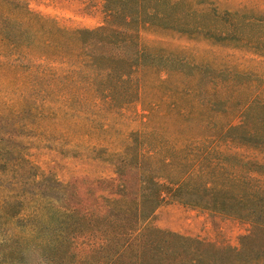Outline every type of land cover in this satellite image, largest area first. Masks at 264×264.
<instances>
[{
	"label": "rangeland",
	"instance_id": "374dc122",
	"mask_svg": "<svg viewBox=\"0 0 264 264\" xmlns=\"http://www.w3.org/2000/svg\"><path fill=\"white\" fill-rule=\"evenodd\" d=\"M24 2L64 26L105 23L103 0ZM140 38L206 66L191 96L194 102L157 103L170 90L191 86L177 72L166 80L161 71L147 68L141 74L143 102L115 107L81 86L62 84L61 71L49 70L61 74L43 79L40 72L48 67L40 64L29 74L0 66V264H46L57 242L64 249L57 262L62 264H264V258L240 259L242 236L251 229L247 221L209 210L194 198L181 199L170 177L174 172L158 160L171 148L163 157L144 160L141 169L136 157L141 151L134 142L189 140L194 148L218 138L229 120L222 111L234 100V89L218 92L216 105L207 109L198 102L206 99L204 87L211 76L225 81L232 72L264 73V57L250 48L172 30L143 28ZM223 148L219 142L218 149ZM202 149L204 145L194 151ZM182 155L173 154L177 163ZM159 190L164 200L157 210L134 224V231L125 230L113 209L135 208L145 193ZM103 216L110 217L109 223Z\"/></svg>",
	"mask_w": 264,
	"mask_h": 264
},
{
	"label": "trees",
	"instance_id": "16d2710c",
	"mask_svg": "<svg viewBox=\"0 0 264 264\" xmlns=\"http://www.w3.org/2000/svg\"><path fill=\"white\" fill-rule=\"evenodd\" d=\"M103 9L106 18L102 26L72 28L31 10L24 0H0V66L29 74L40 64L48 67L40 72L43 79L48 74L60 75L55 71H61L62 84L81 86L96 99L123 107L143 102L141 74L147 68L161 71L168 76L166 80L176 72L186 76L189 88L170 90V96L157 101L161 104L170 99L175 105L192 101L191 96L198 91L195 86L200 71L206 68L175 52L143 44V28L231 43L264 57V0H103ZM195 68L198 71L194 72ZM239 76L244 80L239 81ZM229 88L234 89L235 98L222 111L229 120L221 128V136L205 139L208 144L202 141L194 147L204 145V149L194 151L189 140H167L157 145L145 142L143 146L142 138H138L134 140L135 148L141 152L135 156L142 169L144 160L163 157L171 148L173 152L158 160L174 172L170 177L178 186L181 199L194 198L209 210L247 221L251 229L242 236L239 256L246 261H260L264 258V73L232 72L225 81L211 76L204 87L206 99L198 102L211 109L216 105L218 92ZM155 105L148 107L151 110ZM185 111L186 108L181 113ZM219 142L224 143L222 150L218 149ZM236 148L244 152H237ZM250 151L252 154H248ZM176 153L183 154L179 163L173 156ZM150 175L148 171L145 176L147 188ZM142 197L135 208L113 209L125 230L134 231V224L151 216L164 200L161 190ZM109 218L101 219L109 223ZM60 243L51 246L44 263L62 264V260L57 263L63 258ZM120 252L115 253L120 256ZM10 254L14 256L13 252Z\"/></svg>",
	"mask_w": 264,
	"mask_h": 264
}]
</instances>
